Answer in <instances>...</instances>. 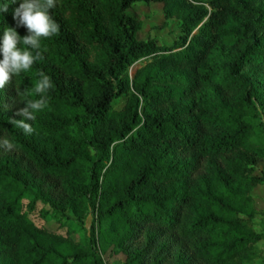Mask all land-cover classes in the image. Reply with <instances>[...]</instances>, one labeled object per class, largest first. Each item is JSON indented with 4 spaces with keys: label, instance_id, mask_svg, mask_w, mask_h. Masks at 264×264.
I'll return each instance as SVG.
<instances>
[{
    "label": "trees",
    "instance_id": "trees-1",
    "mask_svg": "<svg viewBox=\"0 0 264 264\" xmlns=\"http://www.w3.org/2000/svg\"><path fill=\"white\" fill-rule=\"evenodd\" d=\"M5 2L0 42L27 36L22 0ZM152 5L177 23L169 44L138 40L132 9ZM50 15L43 59L0 90V138L15 145L0 149V264H101L96 234L122 264H254L264 0H56ZM39 72L53 87L26 136L11 120L39 98Z\"/></svg>",
    "mask_w": 264,
    "mask_h": 264
},
{
    "label": "clouds",
    "instance_id": "clouds-1",
    "mask_svg": "<svg viewBox=\"0 0 264 264\" xmlns=\"http://www.w3.org/2000/svg\"><path fill=\"white\" fill-rule=\"evenodd\" d=\"M8 3L0 4V12L7 11ZM55 6L56 0H22L14 10L13 19L17 27H25L29 34L21 38L13 28L4 30L0 42V90L4 89L14 76L28 71L35 62L43 59L39 51L41 39L54 37L59 32V24L50 15V10ZM38 76L33 93L39 98L23 101L25 106L16 113L22 118L11 120L26 136L34 133V128L29 122L34 121L36 114L46 108L49 100L47 93L53 87L48 75L39 72ZM0 149L10 152L15 149V145L7 138H0Z\"/></svg>",
    "mask_w": 264,
    "mask_h": 264
},
{
    "label": "rangeland",
    "instance_id": "rangeland-1",
    "mask_svg": "<svg viewBox=\"0 0 264 264\" xmlns=\"http://www.w3.org/2000/svg\"><path fill=\"white\" fill-rule=\"evenodd\" d=\"M160 11V6L156 5H152L150 6V8H143L141 6H138L132 9V14L137 15L142 21V29L138 34L139 41H145L149 37H156L161 42L169 44L171 40H173V37L176 36L177 23L169 22L167 24H164L163 21H161ZM140 65H143L142 60L134 64L129 69V75L132 76L135 70ZM259 169V171L264 174V163L260 165ZM252 196L254 198L256 209L258 210L255 218L256 223L254 225V229L256 233L262 234L264 236V186L255 189L252 192ZM90 224L91 218H88L83 229L76 228L82 239L87 240V238L89 237ZM46 227L50 230H55L57 228V224L54 220H50L46 224ZM113 241L114 236L108 234L107 236H105L104 245H102L99 238L97 237V234L95 235L94 242L97 259H99L101 264H122L124 262V255L122 253H116V251H113ZM256 255L257 259L254 264H264V240H262L256 246Z\"/></svg>",
    "mask_w": 264,
    "mask_h": 264
}]
</instances>
